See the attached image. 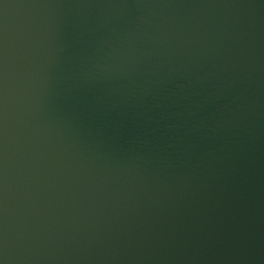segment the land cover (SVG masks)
Wrapping results in <instances>:
<instances>
[{"label": "water", "instance_id": "obj_1", "mask_svg": "<svg viewBox=\"0 0 264 264\" xmlns=\"http://www.w3.org/2000/svg\"><path fill=\"white\" fill-rule=\"evenodd\" d=\"M0 264H264V0H0Z\"/></svg>", "mask_w": 264, "mask_h": 264}]
</instances>
